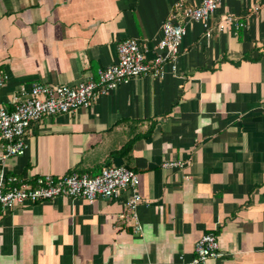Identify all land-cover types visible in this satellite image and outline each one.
Listing matches in <instances>:
<instances>
[{"label":"crops","instance_id":"crops-1","mask_svg":"<svg viewBox=\"0 0 264 264\" xmlns=\"http://www.w3.org/2000/svg\"><path fill=\"white\" fill-rule=\"evenodd\" d=\"M201 1L0 0V102L11 108L22 85L96 76L127 38L153 59L174 8ZM225 17L246 22L242 39ZM210 24L186 23L176 72L167 63L163 78H132L89 108L42 119L24 155L2 162L0 139V172L31 183L135 171L142 230L129 189L26 204L0 217V264H184L207 232L223 255L202 264H264V0H226ZM172 161L185 165L164 167Z\"/></svg>","mask_w":264,"mask_h":264},{"label":"built area","instance_id":"built-area-1","mask_svg":"<svg viewBox=\"0 0 264 264\" xmlns=\"http://www.w3.org/2000/svg\"><path fill=\"white\" fill-rule=\"evenodd\" d=\"M224 1L202 0L199 5L188 7L178 4L171 18L162 25L161 39L156 47L158 52L151 60L147 57L148 50L144 41L140 38H127L118 44L117 61L100 68L96 76L86 77L75 85L41 82L22 85L14 95L11 108L0 102V139L4 141L1 161L24 155L26 132L42 119L89 108L99 96L115 91L132 78H163L167 63H171L173 72H176V59L187 35L186 23L201 22L210 30V19ZM225 22L234 23L237 34L247 26L246 22L235 21L231 17L226 18ZM218 28L225 29V23H220ZM7 80L6 73L0 70V89ZM184 165L182 161H172L165 163L164 167L183 168ZM139 184V174L125 166L104 167L94 176L78 172L62 177L45 175L38 177L34 183L16 176L6 177L4 172H0V217L19 206L62 197L81 198L89 203H94L99 197L113 200L123 190L129 189L131 196L127 212L134 219L136 232H140L142 227L137 212L142 196ZM194 252L193 260L184 264H202L220 258L223 254L220 252L218 235L215 232L203 234Z\"/></svg>","mask_w":264,"mask_h":264},{"label":"trees","instance_id":"trees-1","mask_svg":"<svg viewBox=\"0 0 264 264\" xmlns=\"http://www.w3.org/2000/svg\"><path fill=\"white\" fill-rule=\"evenodd\" d=\"M242 35H243V31L241 30V31H239L238 32V37H239V39H242ZM129 148H126V150L125 151H127ZM124 151V152H125Z\"/></svg>","mask_w":264,"mask_h":264}]
</instances>
